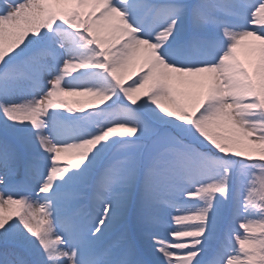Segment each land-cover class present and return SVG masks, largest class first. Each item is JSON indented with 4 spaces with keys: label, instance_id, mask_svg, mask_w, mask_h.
Segmentation results:
<instances>
[{
    "label": "snow or ice",
    "instance_id": "snow-or-ice-1",
    "mask_svg": "<svg viewBox=\"0 0 264 264\" xmlns=\"http://www.w3.org/2000/svg\"><path fill=\"white\" fill-rule=\"evenodd\" d=\"M0 264H264V0H0Z\"/></svg>",
    "mask_w": 264,
    "mask_h": 264
},
{
    "label": "rangeland",
    "instance_id": "rangeland-1",
    "mask_svg": "<svg viewBox=\"0 0 264 264\" xmlns=\"http://www.w3.org/2000/svg\"><path fill=\"white\" fill-rule=\"evenodd\" d=\"M242 44H258V42H255V41H252L251 39L249 41H245V42H242ZM238 51L241 53V59L242 60H247V56L245 55V52L247 51L246 49H238ZM251 55H254V56H259V52L258 51H255V52H252ZM131 75V79H135L136 78V75H135V72H132L130 73ZM131 79H128L126 80V83H130L131 82ZM63 99L65 100H68L69 101V105L70 107H73L74 109L77 108V107H80L81 105H78L76 103H74L73 101L75 100H87V98H82V97H71V96H65L63 97ZM86 111L88 110H93V105L85 102L83 103L82 105ZM103 104H97L96 107H102ZM61 162H67L65 158H62V161ZM18 209H19V206L18 205H14L13 209H12V212L11 214L13 215V217H15V215L17 214L18 212Z\"/></svg>",
    "mask_w": 264,
    "mask_h": 264
},
{
    "label": "bare ground",
    "instance_id": "bare-ground-1",
    "mask_svg": "<svg viewBox=\"0 0 264 264\" xmlns=\"http://www.w3.org/2000/svg\"><path fill=\"white\" fill-rule=\"evenodd\" d=\"M13 207H14V206H12L11 209H8V208L6 207L5 210H4V215H6V216L9 215V214L12 212Z\"/></svg>",
    "mask_w": 264,
    "mask_h": 264
}]
</instances>
